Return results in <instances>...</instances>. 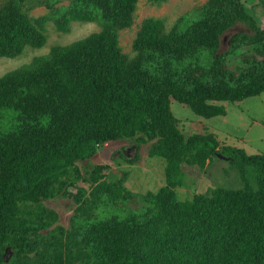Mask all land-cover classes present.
<instances>
[{
	"label": "trees",
	"instance_id": "16d2710c",
	"mask_svg": "<svg viewBox=\"0 0 264 264\" xmlns=\"http://www.w3.org/2000/svg\"><path fill=\"white\" fill-rule=\"evenodd\" d=\"M62 1L0 0V57L42 47L49 20L63 33L76 21L99 25L0 76V264H264V152L219 146L213 133L185 137L170 108L175 99L210 118L226 113L225 101L264 92V0H206L169 29L146 17L131 56L118 31L131 26L137 0ZM38 6L48 11L30 15ZM237 23L249 31L223 46ZM121 139L153 142L165 184L141 194L138 208L98 218L93 207L125 201L128 190L105 179L108 165L85 176L78 162ZM218 154L239 185L177 198L181 164L203 169ZM65 195L81 212L70 228L53 226L44 204Z\"/></svg>",
	"mask_w": 264,
	"mask_h": 264
},
{
	"label": "rangeland",
	"instance_id": "374dc122",
	"mask_svg": "<svg viewBox=\"0 0 264 264\" xmlns=\"http://www.w3.org/2000/svg\"><path fill=\"white\" fill-rule=\"evenodd\" d=\"M206 0H165L160 4H153L150 0H137L136 9L133 15L131 26L118 31V42L122 51L128 55H133L132 42L136 32L140 28L142 20L153 16L162 18L166 29H169L176 19L183 13L195 9ZM67 0L62 1L67 4ZM48 11L45 6H38L30 10L29 14L37 17ZM248 30L244 23H237L223 37V46L226 47L229 35L238 30ZM99 25L95 22H73L69 26L67 33L58 31L53 21L49 20L45 24V34L47 39L42 47L35 48L27 46L22 54L13 57H0V76L14 68L29 62L34 56L42 55L49 51L52 45H64L73 40L98 31ZM249 31V30H248ZM226 113L210 118L198 116L186 104L171 99L170 108L177 125L185 137L193 133H213L221 145H232L245 149L247 153L264 152V92L245 97L239 101L223 102ZM152 141L141 142L138 147L135 143L127 139L106 142L92 157L78 162L81 170L87 168V173L94 165L106 164L108 168L103 170L108 181L121 182L122 186L128 190L127 200L118 199L115 203L97 205L91 209L93 214L100 210L98 218L104 217L115 210H134L142 203L139 196L149 190L156 191L165 184L163 160L149 155V148ZM134 145V148L132 146ZM126 151V155L120 153ZM129 158L132 161L125 160ZM183 171V185L176 186L174 191L177 198L181 200L189 199L194 192H203L207 188L218 185L237 187L240 183L237 168L224 158L217 156L206 163L203 169L197 165L181 164ZM78 186L84 187L87 192L86 199H91L92 188L89 182L79 181ZM70 192L76 189L70 187ZM105 198V196H103ZM44 204L53 209L57 214V220L52 225H62L70 228L71 218L76 212L78 203L70 195L56 197L44 201ZM94 209V210H93ZM44 233L46 231H43Z\"/></svg>",
	"mask_w": 264,
	"mask_h": 264
},
{
	"label": "water",
	"instance_id": "95a60500",
	"mask_svg": "<svg viewBox=\"0 0 264 264\" xmlns=\"http://www.w3.org/2000/svg\"><path fill=\"white\" fill-rule=\"evenodd\" d=\"M132 148H134V145L132 146ZM123 154L126 155V151H125V150H123ZM218 156H219L220 158L228 159V157H226V156H224V155H221V154H218Z\"/></svg>",
	"mask_w": 264,
	"mask_h": 264
},
{
	"label": "clouds",
	"instance_id": "9594fccd",
	"mask_svg": "<svg viewBox=\"0 0 264 264\" xmlns=\"http://www.w3.org/2000/svg\"><path fill=\"white\" fill-rule=\"evenodd\" d=\"M123 153V152H122Z\"/></svg>",
	"mask_w": 264,
	"mask_h": 264
}]
</instances>
